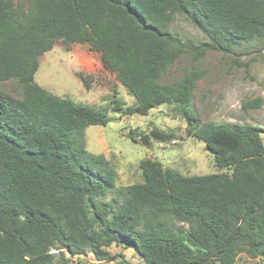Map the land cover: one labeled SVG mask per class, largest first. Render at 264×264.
Wrapping results in <instances>:
<instances>
[{"label": "trees", "instance_id": "16d2710c", "mask_svg": "<svg viewBox=\"0 0 264 264\" xmlns=\"http://www.w3.org/2000/svg\"><path fill=\"white\" fill-rule=\"evenodd\" d=\"M174 13L208 40L172 32ZM263 37L264 0H0V80L14 78L21 88V97L0 90V264H70L87 252L107 260L113 243L133 247L147 264H234L242 251L264 258L259 127L200 122L190 107L204 75L196 66L160 81L183 54L197 61L208 50L229 53ZM57 39L97 51L134 103L124 107L114 91L93 106L38 85L39 56ZM161 104L229 172L181 175L148 157L139 162L142 181L117 186L110 160L84 148V128L105 125L109 110L146 115ZM128 135L144 145L180 138L156 128ZM108 191L113 197L100 200Z\"/></svg>", "mask_w": 264, "mask_h": 264}, {"label": "rangeland", "instance_id": "374dc122", "mask_svg": "<svg viewBox=\"0 0 264 264\" xmlns=\"http://www.w3.org/2000/svg\"><path fill=\"white\" fill-rule=\"evenodd\" d=\"M18 1V0H16ZM27 4V0H20ZM170 30L194 43L208 40L207 36L192 25L183 15L174 13ZM191 66H196L204 75L195 83L191 101L200 122L249 123L259 127L264 143V37L250 43L236 45L233 52L208 50L195 61L191 55H181L160 77L162 82L178 80ZM78 73L83 74L82 81ZM35 82L45 90L67 97L75 102L93 106L105 104L115 94L124 107L134 103L133 97L101 63L97 51L86 44L64 43L55 40L53 48L39 56V65L34 74ZM0 90L21 97V88L16 79L0 80ZM261 98L260 106L243 110V102ZM111 117L105 125H88L84 128V148L91 153L103 154L110 160L117 186L143 180L139 162L143 158L157 159L164 166L181 175L229 172L220 168L214 154L205 143L185 133V120L171 111V106L161 104L146 115H123L108 111ZM130 128L149 133L156 128L173 131L180 138L161 142L150 138L148 145L129 137ZM113 197L111 191L100 200ZM107 250L111 259L96 260L92 253L70 256V264H119L121 258L131 264H147L133 247L111 244ZM121 254V257L118 256ZM66 256H69L66 253ZM264 264V258H251L240 252L234 264Z\"/></svg>", "mask_w": 264, "mask_h": 264}]
</instances>
